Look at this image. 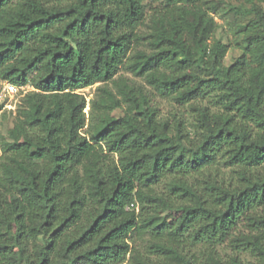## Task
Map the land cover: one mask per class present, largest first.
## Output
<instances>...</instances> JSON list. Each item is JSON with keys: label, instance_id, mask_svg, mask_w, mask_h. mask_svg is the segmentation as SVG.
Wrapping results in <instances>:
<instances>
[{"label": "trees", "instance_id": "obj_1", "mask_svg": "<svg viewBox=\"0 0 264 264\" xmlns=\"http://www.w3.org/2000/svg\"><path fill=\"white\" fill-rule=\"evenodd\" d=\"M145 1L0 0V78L34 88L2 115L0 264H264V8L225 63L221 0Z\"/></svg>", "mask_w": 264, "mask_h": 264}, {"label": "rangeland", "instance_id": "obj_2", "mask_svg": "<svg viewBox=\"0 0 264 264\" xmlns=\"http://www.w3.org/2000/svg\"><path fill=\"white\" fill-rule=\"evenodd\" d=\"M222 6L224 8V12L222 10L217 11L216 13H212L217 22L216 36L220 37L222 42L228 45V52L225 57V63H228L233 56L238 54L240 45L238 35L234 32L233 21L242 20V15L240 12L246 8H248L250 1L257 2L262 5L264 8V0H221ZM148 6H155L157 2L153 0H146ZM115 80L123 81L127 85L134 88V90L139 91L140 94H146V96L150 99V104L157 108L158 112L163 115H167L170 112L182 113L184 119H190V114L188 109L181 108L176 103L171 101L168 97H163L155 92L152 86L147 84V82L139 76L134 75L131 71L126 70L125 68H121L118 73L114 77ZM100 84L96 83L90 87H87L80 92L86 97V99H90L95 93L96 88ZM108 88L112 91L116 98H121V95L118 94L117 88L114 83H108ZM206 103V99H204L203 104ZM210 104V103H209ZM125 105L122 103V107ZM89 104L86 105L84 111L88 114L89 112ZM191 120V119H190ZM13 123L12 118L4 117L0 119V132H4L7 128L11 127ZM147 235L139 236L136 233L132 234L130 239V246L136 247L140 251V253L144 256L145 259L148 257L144 255L145 251V243H146ZM223 252V250H222ZM221 252V253H222ZM228 253L229 251L226 250ZM149 259L152 261L153 256H150ZM125 264V263H124Z\"/></svg>", "mask_w": 264, "mask_h": 264}, {"label": "built area", "instance_id": "obj_3", "mask_svg": "<svg viewBox=\"0 0 264 264\" xmlns=\"http://www.w3.org/2000/svg\"><path fill=\"white\" fill-rule=\"evenodd\" d=\"M34 90L30 84H16L0 78V119L3 113L14 115L24 95Z\"/></svg>", "mask_w": 264, "mask_h": 264}]
</instances>
